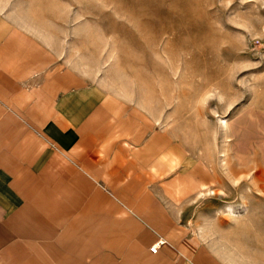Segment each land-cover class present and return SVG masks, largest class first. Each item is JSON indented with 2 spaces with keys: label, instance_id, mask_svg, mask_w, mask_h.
<instances>
[{
  "label": "crops",
  "instance_id": "0c3cea01",
  "mask_svg": "<svg viewBox=\"0 0 264 264\" xmlns=\"http://www.w3.org/2000/svg\"><path fill=\"white\" fill-rule=\"evenodd\" d=\"M59 41L0 10V264H252L182 221L211 165Z\"/></svg>",
  "mask_w": 264,
  "mask_h": 264
},
{
  "label": "rangeland",
  "instance_id": "374dc122",
  "mask_svg": "<svg viewBox=\"0 0 264 264\" xmlns=\"http://www.w3.org/2000/svg\"><path fill=\"white\" fill-rule=\"evenodd\" d=\"M0 10L59 38L70 63L207 161L218 187L182 221L227 260L264 264V0H0Z\"/></svg>",
  "mask_w": 264,
  "mask_h": 264
},
{
  "label": "built area",
  "instance_id": "2783aa9c",
  "mask_svg": "<svg viewBox=\"0 0 264 264\" xmlns=\"http://www.w3.org/2000/svg\"><path fill=\"white\" fill-rule=\"evenodd\" d=\"M157 247H158V242H156L153 245H151L149 249H150L151 252H155Z\"/></svg>",
  "mask_w": 264,
  "mask_h": 264
},
{
  "label": "bare ground",
  "instance_id": "6f19581e",
  "mask_svg": "<svg viewBox=\"0 0 264 264\" xmlns=\"http://www.w3.org/2000/svg\"><path fill=\"white\" fill-rule=\"evenodd\" d=\"M221 122H222V124L226 127V120H222ZM227 210H228L230 213L234 214V211H233L232 207H228Z\"/></svg>",
  "mask_w": 264,
  "mask_h": 264
}]
</instances>
